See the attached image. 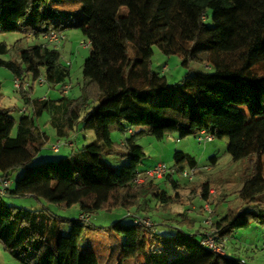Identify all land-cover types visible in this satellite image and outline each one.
<instances>
[{
  "label": "trees",
  "instance_id": "trees-1",
  "mask_svg": "<svg viewBox=\"0 0 264 264\" xmlns=\"http://www.w3.org/2000/svg\"><path fill=\"white\" fill-rule=\"evenodd\" d=\"M251 26L258 34L234 49H222ZM70 28L79 29L89 45L80 94L33 98L31 90L39 77L50 87L69 77L59 50L46 46L42 36ZM4 32L40 37L39 43L22 49L17 60L0 58V66L20 79L25 105L18 120L11 109L0 106V178L9 180L21 169L14 187L0 195V244L13 258L22 264H99L87 232L101 228L115 239L118 264L127 259L133 264H248L225 247L239 230L252 224L264 227V205L258 203L264 194V0H0V34ZM154 45L166 55L178 54L185 67L201 57L211 70H188L177 83H170L151 68ZM7 51L0 41V55ZM43 113L49 115L46 123L57 139L67 140L79 123L94 137L67 155L39 162L36 156L50 138L37 123ZM131 128L137 129L124 138L121 149L111 130L125 133ZM202 131L212 140L227 138L226 151L233 161L249 160L238 191L243 205L228 208L215 220L209 216L211 210L203 214L210 217L208 232L215 243L224 245L223 254L201 244L205 233L191 231L188 227L195 221L185 213L179 214L176 227L157 223L163 227L159 231L127 214L129 222L119 219L86 230L90 219L79 214L91 218L98 211H126L148 196L169 206L179 195L160 189L157 181L164 178L177 188L175 173L189 181L181 175L184 169L201 171L194 156L175 150L167 175L136 183L144 157L139 134L162 139L177 132L184 138ZM111 154L128 161L116 170L103 160ZM208 159L214 164L217 155ZM199 187L206 203L208 181ZM3 196H33L46 206L24 209L6 203ZM51 205L74 206L76 211L64 217Z\"/></svg>",
  "mask_w": 264,
  "mask_h": 264
},
{
  "label": "rangeland",
  "instance_id": "rangeland-1",
  "mask_svg": "<svg viewBox=\"0 0 264 264\" xmlns=\"http://www.w3.org/2000/svg\"><path fill=\"white\" fill-rule=\"evenodd\" d=\"M207 24L211 25L210 19L207 20ZM252 34H258L257 28L253 26L247 27L234 42L224 43L221 47L224 50L234 49L242 45L245 39ZM64 35L65 39L60 45L48 46L59 50L60 62L66 65L69 69V77L66 79L68 82L64 83L68 85L66 95L69 97H76L81 91L83 81L82 64L89 54V45L87 38L83 36L79 29H66L64 30ZM0 41H4L8 46V51L5 54L0 55V58L14 61L17 60L19 52L22 49L39 43L40 37L34 38L33 35H25L22 32H4L0 34ZM181 62L182 58L178 54L166 55L162 53L156 45L153 46L150 64L151 68L156 72L164 74L170 83H177L188 70L205 72L211 70V67H209L201 57H197L196 60H190L188 67L183 66ZM0 85V106L11 109V115L18 120L21 111L24 110V101L19 89L14 87L13 73L3 66H0ZM29 85H31V81H29V83H24L23 87L26 89ZM63 89L64 87L62 85L59 87V85L56 84L53 87H50L46 82L43 85H40L35 81L33 83L31 95L33 98H43V96L46 95L50 96L52 99H56L63 95V93H61ZM242 109L245 110V107ZM86 110L87 108L81 111V117L85 114ZM48 118L49 115L47 113H43L41 117L37 118V123L41 129L45 130L50 135L49 141L36 156L39 162L47 159L54 160L67 155L71 150L79 149L83 143H86L94 137L92 130H83L79 123L74 131V134L78 132V136L72 141L73 147L64 145L63 142L65 141V138H60L62 144L60 145L59 151L54 152L49 147L51 143L55 142L56 138L51 125L46 123ZM12 133H15V127ZM110 134L115 143H117L120 138L124 137V133L117 129H112ZM67 140H69V138ZM137 142L142 146L144 151V157L138 165V170L140 171H143L158 162H165L169 166L172 165L173 153L175 150H181L194 156L198 161L201 171L196 173L192 180L189 181L184 180L175 173V178L179 179L177 188H174L171 183L164 178L157 181V183L161 182V184H159L160 189H165L169 194L177 192L179 195L178 201L169 206H160L155 202L153 197L148 196L141 199L137 206L131 207L126 211L118 208L111 211H98L93 214L91 218L89 216L86 217L84 214H79V217L82 216L83 220L90 219L86 230L89 228V225L105 227L119 219L124 223L129 222L130 218L124 217V215L127 214L130 217L139 216L141 221L148 224L147 226L153 227L156 231H159L163 227L158 226L159 224L157 223H165L168 224V226L176 227V219H179V214L183 215L185 213L190 217L187 213H190L192 210L194 211V215L198 216V218L194 219L195 224L193 227H188L179 223L182 225V228L186 229L188 227L191 231L194 229L202 230L201 233L210 231L212 228L209 224L205 222L200 224L199 222L201 221V218H205L211 223L210 217H204L202 213L204 211L205 214L207 211L198 205L194 206L197 201L201 199L199 185L205 180L208 181L209 189L212 191L211 194L209 193V198L206 203L209 206V209L207 210L215 209L216 213H214V215L216 217H218L217 214H224L228 208L237 209L243 205V201L238 197V191L242 186V177L244 171L247 170L246 168L249 164V160L242 159L233 161L226 151L227 138H215L212 141L203 143L198 142L196 136L193 134L184 138H179L177 132H171L162 139H156L147 134H139L137 136ZM118 145H120L121 149H124L125 147L124 141H121ZM213 154L217 155V164L212 166V168H209L210 166H206V164H209L208 158ZM103 160L118 170L123 164L127 163L128 158L126 156L111 154L104 156ZM262 160L264 172V155L262 156ZM20 172L21 169L18 168L10 174L9 181L11 188L14 187L15 179ZM3 200L12 206L22 207L29 210H36L46 206L44 201L38 200L33 196H3ZM258 203L264 205V194L259 196ZM50 207L64 217H70L76 211L74 206L69 209H61L53 205ZM212 214L213 213H209V216L211 215L213 217L214 215ZM92 228L94 229L95 227ZM66 229H68V227L64 230L66 231ZM239 232L240 234H243V242L248 245L258 244L260 238H262V235L264 234V227L252 224L249 228L239 230ZM87 237L90 239L89 241L93 246V250L99 256V264H118L119 252L117 253V247L113 244L115 239L109 231H104L101 228H97L96 231L90 229V231L87 232ZM233 237L234 236H231L232 239ZM256 238L258 240H256ZM233 242L235 243V240H233ZM218 245L221 246L220 250L224 248L222 243ZM243 245L246 244L242 243V246ZM257 246H254L256 247L253 248L254 251L242 248L243 250H241V253L248 264H264V252L258 249ZM218 253L223 254V252ZM0 264L22 263L13 258L9 252L4 249L2 244H0ZM122 264H133V260H123Z\"/></svg>",
  "mask_w": 264,
  "mask_h": 264
},
{
  "label": "built area",
  "instance_id": "built-area-1",
  "mask_svg": "<svg viewBox=\"0 0 264 264\" xmlns=\"http://www.w3.org/2000/svg\"><path fill=\"white\" fill-rule=\"evenodd\" d=\"M42 38L44 39V44L46 46H48V45H50V46L56 45L57 46L58 44L60 45L61 42L65 39V35L63 32L50 31L48 33L43 34ZM37 82H38V84L43 85L45 83V80L43 77H39L37 79ZM62 86L64 87V89L62 91L67 92L68 85L62 84ZM14 87L16 89L20 88V81H19V78H17V77L14 78ZM43 98H45V97H43ZM196 138H197L198 142H203V143L209 142L212 140V137L209 134L205 133L204 131L197 134ZM71 143H72L71 139L65 140L63 142L64 145H70ZM61 144L62 143H61L60 139H56L55 142L50 144V149L52 151L56 152L59 150ZM169 171H170V167L167 163L158 162L155 165H153L149 168H146L143 171H140L138 173V176L136 177L135 182L136 183H142V182H146L148 180L161 179L165 175H167L169 173ZM195 174H196V169H184L181 172V175L183 177L187 178L188 180H192V178L194 177ZM9 186H10V181L8 179L0 178V195L3 194ZM209 193L210 194L212 193V191L210 189H209ZM208 207H209L208 204H206L204 206L205 210L209 209ZM85 216L88 217V215H85ZM79 218L82 219V216H80ZM137 221L143 223L144 225L146 224V226L148 225L146 222L141 221L140 218H138ZM205 223L210 224L208 220H205ZM201 244L207 246L208 248H211L212 250H214L216 252H224L223 249L220 250L221 246H219L217 243L214 242L212 236L210 235V232H208V231L205 232V237H204V239H202ZM261 248L264 251V242L262 243Z\"/></svg>",
  "mask_w": 264,
  "mask_h": 264
},
{
  "label": "crops",
  "instance_id": "crops-1",
  "mask_svg": "<svg viewBox=\"0 0 264 264\" xmlns=\"http://www.w3.org/2000/svg\"><path fill=\"white\" fill-rule=\"evenodd\" d=\"M67 79V78H66ZM64 80L62 83H59V84H57V85H59V87H61V85L62 84H64L65 82H68L67 80ZM70 83V82H69ZM61 91V90H60ZM61 93H63V94H65L66 95V92H63V91H61ZM43 97H45V98H51L50 96H46V95H44ZM40 99H42V97L40 98ZM52 99V98H51ZM57 99V98H56ZM136 129L137 128H131V129H129L127 132H125L123 135H124V137L123 138H120L119 140H118V142H117V144H119L121 141H123L124 140V138L130 133V131L132 130V131H136ZM82 130V129H81ZM73 134H74V132H73ZM73 134H71L70 135V137H69V139H71V141H73V139H75L77 136H78V132L77 133H75L74 134V136H73ZM57 139V138H56ZM84 144V143H83ZM82 144V145H83ZM69 146H71V147H73L72 146V143L69 145ZM196 159V158H195ZM198 162V161H197ZM217 164V160L215 161V163L214 164H209L210 165V167L209 168H212V166H214V165H216ZM204 204V206H205V202L203 201V200H201V199H199L198 201H197V203L194 205V206H199V207H202V205ZM154 205V204H153ZM203 206V207H204ZM205 209V208H204ZM211 211H212V213H213V211H214V213H216L215 212V209H211ZM203 214H204V211L202 212ZM214 213L212 214V215H214ZM191 218H193V219H196V218H198V216H196V215H194V211H192L191 210V212L190 213H187ZM218 215V217H216L215 215L212 217L213 218V220H215V219H218L219 217H221L223 214H217ZM215 217V218H214ZM200 222V224H201V221H199ZM192 229V228H191ZM194 230H196V229H194ZM198 230V229H197ZM200 233H201V231L202 230H198ZM235 238V239H234ZM243 234H240L238 237H233V239L231 238V236L230 237H228V239H227V244H226V247H225V249H226V252L228 253V254H230V255H235V256H238V257H241V258H244V256L242 255V251L241 250H243V249H245V248H247V249H251V251H254V249L253 248H256V247H254V246H257L258 247V249H260L261 251H262V249H261V245H262V243H263V241H264V236L262 235V238H260V241H259V243L257 244H250V245H248L247 243H245V242H243ZM233 240H235V243L233 242ZM256 240H258L257 238H256ZM242 243H244V244H246V245H243L242 246ZM248 245V246H247ZM243 248V249H242Z\"/></svg>",
  "mask_w": 264,
  "mask_h": 264
}]
</instances>
